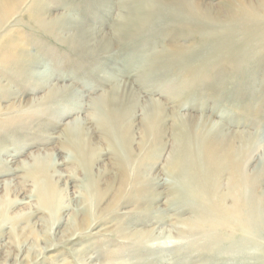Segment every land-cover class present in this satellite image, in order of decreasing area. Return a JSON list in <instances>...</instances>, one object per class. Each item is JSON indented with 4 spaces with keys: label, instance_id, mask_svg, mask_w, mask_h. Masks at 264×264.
I'll return each instance as SVG.
<instances>
[{
    "label": "rangeland",
    "instance_id": "1",
    "mask_svg": "<svg viewBox=\"0 0 264 264\" xmlns=\"http://www.w3.org/2000/svg\"><path fill=\"white\" fill-rule=\"evenodd\" d=\"M41 1L46 10L40 11L43 19L37 24L32 18L34 12L32 17L29 14L32 11L30 1L18 15L7 17L0 13V264H15L18 246L12 234L13 227L15 233H19L16 239L26 238L20 245L24 246V252L29 246L36 247L46 240L50 241L48 231L51 227L54 231L58 221L56 231L62 233L67 228L65 224L69 210H60L55 217H50L49 212L44 213L36 184L21 172L25 170L24 163L34 165L33 161L38 155L45 158L41 163L51 162V156L62 162L68 153L62 147V129L69 128L76 120L91 122L88 137L96 149L92 172L94 176L99 175L100 180H110L117 172L120 161L129 159L126 145L113 133L107 114L97 106L98 98L107 93L114 98V109L119 110L121 105L126 104L127 96L120 92L124 82L130 84L139 95H149L157 103L165 104L168 111H173L166 113L168 117L156 140L153 134L144 135L141 127L148 110L137 107L133 117L128 120L132 129L129 145L131 166L140 162L146 178L162 173L160 168L173 158L177 150V117L181 118L184 128L191 130V134H194L193 127H197L204 115H210L214 122L227 121L233 125V130L240 128L241 131L245 129L260 133L256 152L245 168L252 172L260 164L264 149V0L246 1L255 5L260 16L256 23L241 19L239 14L232 11L237 4H232L231 8L227 4L229 0L190 1L194 11L214 18L209 21L191 16L186 1H166L156 6L157 9L146 10L145 14L149 15L147 27H142L141 33L137 30L130 36L122 37L111 54L80 50L77 36L81 30L85 31V36L87 31H92V38L98 36L99 31L116 30L120 27L119 17L129 16L130 10L126 8L130 2ZM133 12L131 10L130 14ZM85 42L89 43V38ZM19 49L20 52L25 50L29 57L34 56L33 63L25 62L23 68L19 66L22 54L18 52ZM174 49L187 52L173 57L170 51ZM207 55L225 59L226 63L219 65L214 75L209 72L211 66H207L204 73L194 75L191 68ZM250 73L254 76H249ZM209 76L217 81L213 91L207 86ZM253 77H256V84L250 85L251 80L255 79ZM215 91L218 94L211 95ZM95 124L108 128L110 141L102 135L104 130ZM18 165L20 172L11 171L13 166ZM52 170L54 173L49 182L56 194L57 205L63 208L69 198L79 193L84 172L71 162L53 165ZM263 173L264 166L259 174L262 177L258 190L260 196L264 191ZM69 176H72L71 180ZM119 185L118 182L116 188ZM114 194L108 201H113ZM163 198L159 206L166 208L162 204ZM20 199L24 204L15 205L14 202ZM184 213L181 217L168 219L177 226L183 218L194 216L192 211L186 210ZM135 223L137 225V220L132 222ZM134 225L130 227L134 228ZM178 228L180 231L183 229ZM30 232L33 235L26 237ZM184 232L182 237L167 242L170 252L164 254L165 259L161 263L157 261L159 256L152 255L154 252L150 249L154 246L142 248L118 237L93 232L78 237L73 244H59L46 254V258L34 264H166L168 260L176 264H264L263 242H259L261 249L253 251L255 254L246 252L245 259L223 256L221 260L214 258L213 250L216 248L211 252L201 250L191 245L188 234ZM231 232L230 229L225 233L229 240L233 236ZM203 234L199 236H205ZM199 236L196 235V239Z\"/></svg>",
    "mask_w": 264,
    "mask_h": 264
},
{
    "label": "bare ground",
    "instance_id": "2",
    "mask_svg": "<svg viewBox=\"0 0 264 264\" xmlns=\"http://www.w3.org/2000/svg\"><path fill=\"white\" fill-rule=\"evenodd\" d=\"M29 1V8L32 10L29 14L32 17L34 12L32 18L37 24L43 19L40 11L46 10V6L42 4L41 0H0V13L3 12L7 17L18 15ZM127 1L130 2L129 7L126 8L130 10L129 16L119 17L120 27L116 30L112 32L99 31L95 38H92V31H87L86 36L84 30L79 31L77 37L80 40L77 43H79L80 50L92 53L97 50L102 53L112 52L114 47L118 45L117 41L121 40L122 37L130 36V33L137 32V30H140L141 33V28L149 23V15L145 14L146 10L157 9L156 6L169 0H122L124 3ZM180 1H186L187 10L194 18L206 21L212 18L210 16L204 17L199 12L194 11L190 7L191 0ZM246 1L233 0L230 2L229 0L227 4L230 6L237 4V7L231 10L239 14L241 19L247 20L246 22L258 21L257 18L260 16L255 5L247 4ZM131 10L134 11L132 14H130ZM212 19L214 20V18ZM86 38H89V43L85 42ZM4 42L6 43V41ZM5 48L7 49V47ZM23 51L20 52L22 54L18 62L22 68L25 62L33 63V58H35L34 56L29 57V54L25 53V50ZM186 52L178 51V49L170 51L173 57ZM210 57L212 56L201 57L196 62L195 67L191 68L192 73L194 72V75L199 72L204 73L207 71L206 67L211 66L209 72L211 71L210 74L214 75L217 72L216 68L226 63L225 59L222 60L216 56ZM36 59L38 60V58ZM35 63L33 65H36ZM212 65L215 66L212 67ZM256 72L258 74L257 70ZM249 76L254 75L250 73ZM253 78L255 79L251 80L250 85L256 84V77ZM248 81L250 82V80ZM216 82L213 80V76H209L207 86L209 85L212 89ZM121 86L122 91L120 92L123 93V96H127V99L124 101L126 104L121 105L119 110L113 108L114 98L112 99L111 94L108 95L107 93L97 100L100 111L107 114L113 133L122 139L126 145V154L129 157L126 161H120L117 172L110 180H100V176H94L92 172L96 149L91 145L93 143L88 137L92 126L91 122L86 120H76L72 126L62 129L61 132L62 147L68 151L62 162H71L81 172H84V182L79 193L69 198L68 204L63 208L57 205L56 194L54 195L49 182L54 173L53 165L62 164L56 160L55 156H51V162L41 163V160H45V158L38 155L33 161L35 166L24 163L25 170L23 171L19 165L12 167L11 171L25 173V176L36 184L38 200L44 213L49 212L50 217H55L60 210H69L70 212L65 224L67 228L64 232L56 231L59 225L58 221L55 230L52 231L54 228L51 227L48 231V235L51 236L50 241L46 240L43 245H36V247L29 246L26 252L22 251L24 246H20L26 241V238L16 239L19 233L17 235L12 226L14 231L12 234L18 246L15 264H34L38 260L46 258V254L54 250L59 244L66 242L73 244L78 237H85L93 232L118 237L142 248L154 246L155 248L150 250L154 252L152 255L159 256L158 263L165 259L163 258L164 254L170 252L167 242L172 238L182 237L184 231V234H188L189 238L187 239H190L191 245L201 250H210L209 252L216 248L215 251L213 250L214 258L221 260L223 256L224 258L234 257L236 260L245 259L246 252L250 253L261 249L259 242L264 243V191L262 190L260 196L258 190L262 181L259 174L264 166V149L260 164H257L252 172L245 168V164L250 162V157L256 152L260 133H251L245 129L241 131L240 128L233 130V125H229L227 121L214 122L211 121L210 115L205 116L203 114L204 116L198 121V128L194 126V134H191L189 132L191 130L188 131L184 128L181 118L177 117L178 134L175 137L177 150L173 158L169 160V164L166 163L160 168L162 173L146 178L145 170L140 167V162L134 167L131 166L130 155L132 154L129 152V145L132 129L128 120L133 117L135 108L142 107L141 110H148L145 122L142 120L141 127H143L144 135L153 134L156 140L161 134L164 121L168 117L166 113H173V111H168L165 104L157 103L149 95L145 97L139 95L126 82ZM153 91L151 92L153 93ZM151 92L150 94H152ZM217 94L215 91L211 95ZM97 106L95 105V108ZM95 126L104 130L102 135L110 141L111 133L108 128L103 124H95ZM115 155L119 158L117 153ZM162 174L165 178L161 176ZM71 179L72 176H69V180ZM118 182L120 185L116 188ZM113 193H115L113 201H108ZM162 198L164 199L162 204L166 208L159 206ZM14 204H24V201L22 199L16 200ZM186 210L192 211L194 216L183 218L179 224L177 223V226L168 219L173 216L184 215ZM152 219L156 221L151 223L150 220ZM133 220H137V225L136 223L135 225L132 224L135 222ZM149 222L150 226L147 227ZM169 223H171L170 226H168ZM131 225H134V228H131ZM179 226L183 227L182 231L178 228ZM230 229L233 236L229 240L225 233ZM188 230L189 232L186 233ZM200 233H204L205 236L201 235L200 237ZM30 235H33V232L27 234L26 237ZM196 235L200 238L196 239ZM218 249L221 250L218 251ZM31 255L34 256L31 257ZM165 262H167L166 264H176L172 260Z\"/></svg>",
    "mask_w": 264,
    "mask_h": 264
}]
</instances>
